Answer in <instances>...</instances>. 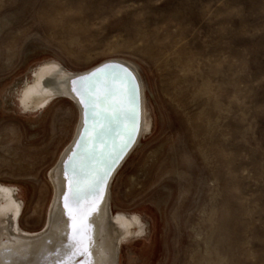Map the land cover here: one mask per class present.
Returning a JSON list of instances; mask_svg holds the SVG:
<instances>
[{
    "label": "rangeland",
    "instance_id": "rangeland-1",
    "mask_svg": "<svg viewBox=\"0 0 264 264\" xmlns=\"http://www.w3.org/2000/svg\"><path fill=\"white\" fill-rule=\"evenodd\" d=\"M48 59L128 60L150 87L153 134L112 196L154 233L121 264H264V0H0V181L23 187L28 231L77 112L56 101L31 129L1 96Z\"/></svg>",
    "mask_w": 264,
    "mask_h": 264
},
{
    "label": "snow or ice",
    "instance_id": "snow-or-ice-1",
    "mask_svg": "<svg viewBox=\"0 0 264 264\" xmlns=\"http://www.w3.org/2000/svg\"><path fill=\"white\" fill-rule=\"evenodd\" d=\"M117 82L119 88L113 86ZM77 84L79 87H76ZM73 85V91L80 96V103L85 106V135L81 136L78 146L87 148L85 136L91 131L94 133L93 148L87 153H73L65 167L66 177L71 172L69 191L63 194L64 208L71 221V232L67 251L59 264H71V257L76 254L91 257V239L86 220L95 211L97 198H102L113 168L132 146L139 122V86L126 67L105 65L87 77L74 80ZM89 120L93 122L91 130L88 128ZM97 124L100 126L99 131L95 127ZM109 136L112 137L111 151H108L105 139ZM117 139L120 140L118 144ZM96 143L104 144L105 150L97 153ZM81 155L94 161L87 175L79 171L83 167L82 162L77 164ZM83 264H92V261L88 259Z\"/></svg>",
    "mask_w": 264,
    "mask_h": 264
},
{
    "label": "water",
    "instance_id": "water-1",
    "mask_svg": "<svg viewBox=\"0 0 264 264\" xmlns=\"http://www.w3.org/2000/svg\"><path fill=\"white\" fill-rule=\"evenodd\" d=\"M109 64H118L123 67H126L135 77L136 83L139 86V122H138V131L135 135V140L132 143V146L124 153L123 157L113 168L106 187L104 188L102 198H97V203L95 206V211L88 216L86 224L88 226V235L91 239L90 252L91 257L86 255L76 254L71 257V264H83L84 261L91 259L92 264H106L107 261L104 259V262L101 260L103 257V252H105L108 259H112L111 264H117V255L114 254V248L116 244L113 241L109 245V249L104 248L102 245L103 242V232L106 231L105 227L108 224V218L110 216V209L108 204V194L110 185L114 179V176L119 171V169L126 162L132 151L137 146L139 140L141 139L142 130H143V91L141 81L134 69L129 65L118 61V60H105L96 66L82 72L79 74H69L65 77L49 79L50 84L49 88L53 89L55 92L63 94L67 99L76 103L79 111L80 117L75 132V136L72 141L64 148L61 152L57 163L53 166L50 171H53L55 175L54 182L56 184V196L53 198V212L50 216V223L47 231L38 239L35 240H23L16 238L14 235H9L8 238H2L0 240V264H59L63 259L65 252L67 251L66 246L68 245V236L71 232L70 224L71 221L69 216L64 208V199L63 194L69 191L68 179L71 177V172H69L68 177L65 176V167L69 162V157L73 153L84 152L87 153L93 148V135L91 131L85 136V139L88 141L87 148H82L80 145L81 136H84L85 128V106L80 103V96L73 91V81L79 80L81 77H87L89 74L95 72L97 69L103 68L105 65ZM46 79V80H48ZM45 80V81H46ZM114 87L119 88L120 84L117 82L113 85ZM76 87H79L77 84ZM93 127V122L89 120L88 128L91 130ZM97 131H99L100 126L95 125ZM114 135V133L112 134ZM108 151H111L112 147V137H106ZM116 143H120V140L117 139ZM105 150V145L102 143L95 144V151L97 153L103 152ZM83 163V167L79 169L82 175H87L88 170L93 166L94 161L90 160L86 155H81L77 159V164ZM91 202V201H90ZM105 235V232H104ZM14 241H20L23 244L18 245V247L13 248L9 244H12ZM2 244L7 246H2ZM59 251V255L57 252ZM114 253H113V252ZM100 259V260H99Z\"/></svg>",
    "mask_w": 264,
    "mask_h": 264
},
{
    "label": "bare ground",
    "instance_id": "bare-ground-1",
    "mask_svg": "<svg viewBox=\"0 0 264 264\" xmlns=\"http://www.w3.org/2000/svg\"><path fill=\"white\" fill-rule=\"evenodd\" d=\"M118 61H121V62L129 65L132 69H134V71H136V73H137V75L141 81L142 91H143V130H142L141 139L139 140L137 146L132 151V153L130 154V156L126 160V162L119 169V171H121L122 168L125 167L124 165L130 160V158L133 155L135 156V153L139 149H141L140 147L142 146V142L145 141L146 139H148V137L153 134L152 130L154 128L155 118H154V112H153L152 104H151L150 97H149L150 87L148 85V82L144 78V75H143L141 69L138 67V65H136L135 63H133L131 61L124 60V59H121ZM27 69H28V74L24 78H22V80H20V82L17 86H15V90L10 89L7 92L5 91L2 94L1 99H2L3 104L4 103L8 104V101L7 102H5V101L8 99L9 96H11L9 98V100L12 101V103L14 105L13 110L18 115H20L21 118L24 119L26 124L31 129H34L36 127L38 119L46 114V112L52 107V104L54 102H56V101L58 102L60 100H69L63 94H60L59 92H55L53 89L48 87L50 84L49 79L61 78V77H65V75H69V74L74 75V74H79V73L70 70L62 62H60L59 60H55V59L45 60L43 62L35 64L32 67L27 68ZM46 79H48V80H46ZM69 101L74 105L75 110H76L75 112H77L76 124L74 126V130H73V133H72V136L70 139V142H71L73 137L75 136L77 125L79 122L80 111H79L76 103H74L71 100H69ZM59 156H58L56 162L54 163V165L57 163ZM55 175H56V173L54 174L53 171H50L46 176L48 186L51 190V197H50L48 205L46 206L45 221H44V223H42L43 226L41 227L40 230L34 231L32 233L31 232L30 233L24 232L21 239L28 240V241L29 240H35V239H38L39 237H41L47 231L49 223H50V216L53 212L52 201H53V198L56 196V184L54 182ZM117 175H118V172L114 176V179H113V181L110 185V189H109V194H108V204L109 205L108 206L110 209V216L108 218V224L105 227V229H106V231H104L105 235L103 232L102 245L104 248L109 249V245L113 241L115 242L116 248L113 249V251H115V253L113 251L112 252L117 255V264H119L118 259H119L120 246L122 243H124V241L126 239L124 238V230H123V227L125 224L123 218L125 216L123 214H120V213H124V211L123 210L114 211L115 204H114V200L112 198V187H113V184L116 183L114 181L117 180L116 179ZM0 187H3L4 189L8 190V193H2L1 194V192H0V205H22V203L17 202L15 199V192H21V193L25 194L24 189L20 184L5 183V182L0 181ZM161 202H162L161 200L156 199V200H153L152 204L158 206V205H160ZM25 205H26V203H25ZM112 212L114 213V215L112 214ZM108 232L112 235V237H110L109 239L106 238ZM222 232H223V230H222ZM144 234L145 233L141 232V233L137 234L136 238H139ZM133 239H135V238L133 237L131 240H133ZM163 240H164V236H163ZM17 243H19L20 245L23 244L20 241H17ZM104 259H106V260L108 259V256H106L105 252H103V257L101 260L104 262ZM109 260L111 263L112 259H110V257H109Z\"/></svg>",
    "mask_w": 264,
    "mask_h": 264
},
{
    "label": "flooded vegetation",
    "instance_id": "flooded-vegetation-1",
    "mask_svg": "<svg viewBox=\"0 0 264 264\" xmlns=\"http://www.w3.org/2000/svg\"><path fill=\"white\" fill-rule=\"evenodd\" d=\"M6 190L7 189L0 187L1 194L8 193V190L7 191ZM15 199L17 202L22 203V205H0V240L3 237L8 238L9 235L11 234L14 235L16 238L21 239L24 232L25 233L34 232V231H28L21 226V221L24 218V215H25L24 211L26 209L25 194L21 192H15ZM112 214L114 215L113 212ZM120 214H123L125 216L123 218L124 223H125L123 230H124V238L126 240L120 246L119 259H118L119 264H121V256H122V251L124 250V248L127 250L129 255L132 256L134 254V249L132 246L135 245L137 242H140V241L146 242L150 240V238L152 237V234L154 233V220L144 210L138 209L135 211H124V213H120ZM43 217H44L43 218V223H44L45 214ZM141 232L145 234L139 238H136L137 234ZM110 237H112V235L108 232L106 238L109 239ZM133 237L135 239L131 240ZM9 245L15 248L20 244L17 243V241H14L12 244H9ZM2 246H7V245L2 244ZM150 250L151 248L149 249V251ZM147 251L148 249H146L145 247V249H142L139 252V254L143 256ZM106 264H111L110 260L109 262L107 261Z\"/></svg>",
    "mask_w": 264,
    "mask_h": 264
}]
</instances>
